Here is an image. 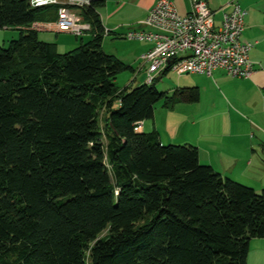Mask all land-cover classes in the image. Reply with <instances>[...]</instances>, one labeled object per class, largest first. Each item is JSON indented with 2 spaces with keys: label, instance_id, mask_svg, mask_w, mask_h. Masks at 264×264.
I'll use <instances>...</instances> for the list:
<instances>
[{
  "label": "trees",
  "instance_id": "1",
  "mask_svg": "<svg viewBox=\"0 0 264 264\" xmlns=\"http://www.w3.org/2000/svg\"><path fill=\"white\" fill-rule=\"evenodd\" d=\"M84 1L72 9L91 39L59 54L32 26L60 5L0 0V29L19 30L0 45V264H246L264 189L135 130L199 91L119 90L134 69L102 50L105 0Z\"/></svg>",
  "mask_w": 264,
  "mask_h": 264
},
{
  "label": "crops",
  "instance_id": "2",
  "mask_svg": "<svg viewBox=\"0 0 264 264\" xmlns=\"http://www.w3.org/2000/svg\"><path fill=\"white\" fill-rule=\"evenodd\" d=\"M158 1L160 0H105L104 5L97 10L105 32L101 43L102 50L117 58V49L114 53L108 52L105 44L109 40L113 46H117V38H124L131 30L142 29L140 22ZM167 1L176 8L179 15L184 16L190 12L193 0ZM199 1H204L213 12L216 26L220 24L223 14L231 10L229 6L231 3L238 4L246 11L242 38L252 45L249 53L253 64L252 76L248 79L233 78L222 69L214 70L211 76L178 75L168 71L158 75L154 82L157 83L169 74L192 77V80L184 87L177 88H197L198 101L190 104L178 103L171 109L175 112L184 111L185 107L181 106L184 105L196 106L195 108L198 107L200 111L197 118L190 117V119L192 121L195 119V122L201 125V131H197L193 142L185 139L183 145L192 142L198 150L200 164L208 165L223 177L236 180L259 192L264 189V0ZM72 7L76 6H67L79 17ZM54 23L55 19L39 22L32 28L37 31V34L45 31L58 33ZM83 36L88 40L80 41L79 45L91 39L89 32ZM134 42L140 45L138 49L134 48L140 55L151 48V45L145 42L131 41L130 43ZM127 64H129L127 66L131 65L130 67L134 65V63ZM138 64V71H144L146 75L147 66L140 68L142 65L140 57H138ZM132 73L136 74V70ZM198 109L191 110L198 112ZM206 111H209L207 115L210 114L215 119L214 124L212 119L208 122ZM141 123V129L138 132H145L146 122ZM152 129L154 131V128ZM246 264H264V239L250 241Z\"/></svg>",
  "mask_w": 264,
  "mask_h": 264
},
{
  "label": "built area",
  "instance_id": "3",
  "mask_svg": "<svg viewBox=\"0 0 264 264\" xmlns=\"http://www.w3.org/2000/svg\"><path fill=\"white\" fill-rule=\"evenodd\" d=\"M32 7L60 5L54 28L58 33L81 37L90 32V25L81 22L67 6L81 7L84 0H31ZM218 26L214 14L204 1L193 0L190 12L181 16L167 0H160L140 22L142 29L126 33L128 41L145 42L151 48L140 56L146 68V84L168 71L178 75L211 76L216 69L239 79L253 74L249 58L252 45L242 38L246 11L231 3ZM142 123L135 130L141 129Z\"/></svg>",
  "mask_w": 264,
  "mask_h": 264
},
{
  "label": "rangeland",
  "instance_id": "4",
  "mask_svg": "<svg viewBox=\"0 0 264 264\" xmlns=\"http://www.w3.org/2000/svg\"><path fill=\"white\" fill-rule=\"evenodd\" d=\"M18 37V29H0V45L3 47H7L10 41L17 39ZM38 39L41 42L54 45L56 52L59 54H63L75 49L82 40L84 42L88 40V38L85 36L75 38L73 35L68 33L61 34L49 31L38 32ZM110 42L111 41L108 40V42L105 44L106 51L114 53L115 49H117V59L126 65H129L127 63H134L132 68L136 70V74H133L130 70H123L120 72L115 78L117 88L119 90H123L125 88H134L138 85L146 83L145 72L138 71V57H140L143 53L140 55L138 54V50H136L137 52L134 50V48L138 49V46H140L139 43H130L131 41H128L124 38H117V46H113ZM191 80L192 77L189 76L178 77L177 75L169 74L168 76L163 77L157 83L155 82L153 85H155L158 91H162L171 95L177 87H184V85H186V83L190 82ZM181 106L185 107V110L175 112L171 109L165 108L163 106V101L157 103L154 107V119L145 121V133L153 132L152 128H154V131L158 134L159 142L163 145H183L185 143V139H189L193 142L197 131H201V125L199 123L197 124L195 119L192 121L190 117L197 118V116H199L198 114H200V111L198 107L195 108L196 106ZM191 109H198V112H195V110ZM207 113H209V111H206L205 113L206 117H208V122L209 120L211 122L212 119V123L214 124L215 119H213L210 114L207 115ZM192 142L188 143L190 145H194ZM260 191L261 190H259V192ZM105 234L106 232L102 234V236H105Z\"/></svg>",
  "mask_w": 264,
  "mask_h": 264
}]
</instances>
